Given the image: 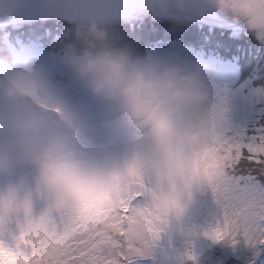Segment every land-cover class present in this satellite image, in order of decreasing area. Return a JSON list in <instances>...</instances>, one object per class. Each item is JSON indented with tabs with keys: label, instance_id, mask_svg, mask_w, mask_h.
Returning a JSON list of instances; mask_svg holds the SVG:
<instances>
[{
	"label": "clouds",
	"instance_id": "9594fccd",
	"mask_svg": "<svg viewBox=\"0 0 264 264\" xmlns=\"http://www.w3.org/2000/svg\"><path fill=\"white\" fill-rule=\"evenodd\" d=\"M57 0H41L44 14ZM208 11L237 25L264 49V0H142L141 18L175 26ZM71 27L48 59L0 46V264H32L58 219L91 227L142 175L188 259L197 201L213 195L223 161L210 149L227 109L210 65L175 54H138L114 33L98 5L75 7ZM235 93L224 89L222 97Z\"/></svg>",
	"mask_w": 264,
	"mask_h": 264
},
{
	"label": "snow or ice",
	"instance_id": "6c2138e0",
	"mask_svg": "<svg viewBox=\"0 0 264 264\" xmlns=\"http://www.w3.org/2000/svg\"><path fill=\"white\" fill-rule=\"evenodd\" d=\"M254 105L264 113V89L255 91ZM205 151L218 153L223 164L212 185L215 220L204 235L264 245V118L251 129L224 121L218 140ZM172 230L148 183L137 174L127 196L91 227L54 221L40 244L44 255L38 256L34 246L32 264H134L151 256L156 242Z\"/></svg>",
	"mask_w": 264,
	"mask_h": 264
},
{
	"label": "rangeland",
	"instance_id": "374dc122",
	"mask_svg": "<svg viewBox=\"0 0 264 264\" xmlns=\"http://www.w3.org/2000/svg\"><path fill=\"white\" fill-rule=\"evenodd\" d=\"M83 4L98 5L111 24L121 22L117 25L128 26L130 30L145 25L146 28L142 30L144 32H152L156 30V28H151L153 25L163 26L170 23L166 19H161L159 21L150 18L142 19V0H57L55 8L49 10L47 14H44L41 10V0H15L13 4L4 6L7 7V11L4 10L6 13H3V11L0 12V22L15 27L26 24L28 26L19 31L20 37L22 39H34L37 37L36 33L33 31L34 24H38L37 22L39 21L43 22L47 20V23L59 19L70 21L69 17L75 10V7ZM3 24H0V28ZM185 28L187 29L188 27ZM139 32H141V27ZM198 33L200 32L198 31ZM219 35V33L216 35L210 34V37L214 38V36ZM230 45L235 47L233 42H231ZM12 46L15 47V43L12 44ZM34 59L48 66L55 87L62 86L64 74L60 69L51 64L46 57H34ZM197 62H204L211 66L214 73L213 84L215 85L216 94L227 111L231 107H234L236 102H241L243 105L245 104L244 100L247 99V96L242 92L245 87L241 86L240 92L235 91L234 84L237 86L238 84L236 83V80L234 83L230 80L232 76H236V72L232 71L233 66L230 62L226 61V59H209ZM185 63L188 65L191 62ZM244 85L251 86V80H247ZM224 89L232 90L235 94L231 97L223 98L221 94ZM236 95H238V97H236ZM253 100L254 99H250V102ZM250 102L246 100L247 105L245 107L248 109V112H239V106H237V109L234 110L235 114L233 112H227L225 122L229 125L249 129L255 126L256 123H254L249 115L254 107V103ZM216 212V206L211 196H206L202 200L197 201L193 206V209L187 218L191 225L197 227V235L193 238L191 245L192 259L182 260L180 264H193L195 261H199L202 264H247L249 261H253V258L261 252L260 248L262 245L251 246L245 243L243 238H237V241L232 244L226 241L222 242L215 240L211 238V236L204 235V233L213 225ZM178 242L179 237L174 230L167 235H162L160 240L154 245L152 252V254L156 252L159 259V262L154 264H177L173 250L178 246Z\"/></svg>",
	"mask_w": 264,
	"mask_h": 264
},
{
	"label": "trees",
	"instance_id": "16d2710c",
	"mask_svg": "<svg viewBox=\"0 0 264 264\" xmlns=\"http://www.w3.org/2000/svg\"><path fill=\"white\" fill-rule=\"evenodd\" d=\"M138 32L139 30H136L133 33H138ZM159 33L163 35H180L182 37H192L194 35L193 31L189 30L188 32V31L182 30L179 28V26H174L173 28H170L168 30H160ZM135 36H137V34H135ZM262 81H263L262 83L263 86L261 85L260 88L264 89V77H262ZM237 106H239V112L241 111L248 112V109L241 102L238 103ZM237 106H236V109H237ZM249 115H250V118L254 121V123H257L260 118L264 117V113L258 112L256 109V106L253 107Z\"/></svg>",
	"mask_w": 264,
	"mask_h": 264
},
{
	"label": "flooded vegetation",
	"instance_id": "af4514ba",
	"mask_svg": "<svg viewBox=\"0 0 264 264\" xmlns=\"http://www.w3.org/2000/svg\"><path fill=\"white\" fill-rule=\"evenodd\" d=\"M208 17L211 19H214V20L224 21V22L228 23L229 25H233V23L230 20L220 16L219 14L215 13L214 11H208L205 15V18H208ZM233 30H240V28L239 27L233 28Z\"/></svg>",
	"mask_w": 264,
	"mask_h": 264
}]
</instances>
